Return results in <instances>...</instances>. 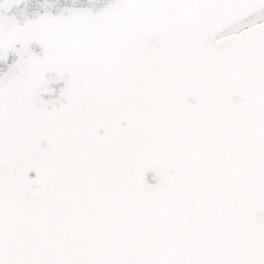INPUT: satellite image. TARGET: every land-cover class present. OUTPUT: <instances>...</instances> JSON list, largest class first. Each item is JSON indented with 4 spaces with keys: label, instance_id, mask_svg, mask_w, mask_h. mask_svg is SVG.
I'll list each match as a JSON object with an SVG mask.
<instances>
[{
    "label": "snow or ice",
    "instance_id": "snow-or-ice-1",
    "mask_svg": "<svg viewBox=\"0 0 264 264\" xmlns=\"http://www.w3.org/2000/svg\"><path fill=\"white\" fill-rule=\"evenodd\" d=\"M0 264H264V0H0Z\"/></svg>",
    "mask_w": 264,
    "mask_h": 264
}]
</instances>
